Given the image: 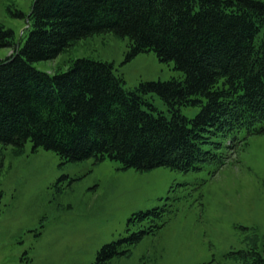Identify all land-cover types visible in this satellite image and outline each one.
<instances>
[{"label":"trees","instance_id":"obj_1","mask_svg":"<svg viewBox=\"0 0 264 264\" xmlns=\"http://www.w3.org/2000/svg\"><path fill=\"white\" fill-rule=\"evenodd\" d=\"M28 23L23 47L14 31L0 27V48L14 50L0 61V145L22 149L32 142L35 151H54L64 162L110 159L124 169L187 171L222 159L204 149L220 145L215 138L264 129L263 1L35 0ZM109 33L128 38L129 56L153 51L184 78L130 91L112 63L82 58L55 74L33 65ZM183 106L201 111L189 119ZM135 217L156 222L161 213H140L129 223ZM116 255L115 243L105 245L98 262ZM239 264H264V256L250 251Z\"/></svg>","mask_w":264,"mask_h":264},{"label":"rangeland","instance_id":"obj_2","mask_svg":"<svg viewBox=\"0 0 264 264\" xmlns=\"http://www.w3.org/2000/svg\"><path fill=\"white\" fill-rule=\"evenodd\" d=\"M34 1L0 0V27L14 31L22 47ZM130 50L128 38L97 34L33 65L55 74L82 58L112 63L130 91L184 78L155 52L129 56ZM13 51L1 47L0 61ZM150 101L171 117L160 96ZM200 111L181 108L189 119ZM214 142L220 145L204 149L222 159L187 171L124 169L110 159L64 162L54 151H35L32 142L22 149L0 145V264H239L250 251L264 256V129ZM155 209L156 222L129 223ZM134 234L140 236L131 243ZM112 243L118 255L99 263L98 252Z\"/></svg>","mask_w":264,"mask_h":264}]
</instances>
